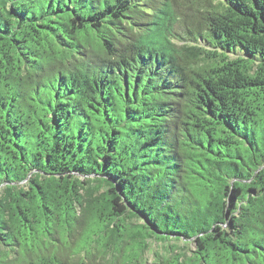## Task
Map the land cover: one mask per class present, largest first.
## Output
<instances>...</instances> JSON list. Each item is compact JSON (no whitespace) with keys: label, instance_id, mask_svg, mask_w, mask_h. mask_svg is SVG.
<instances>
[{"label":"trees","instance_id":"16d2710c","mask_svg":"<svg viewBox=\"0 0 264 264\" xmlns=\"http://www.w3.org/2000/svg\"><path fill=\"white\" fill-rule=\"evenodd\" d=\"M0 264H264V0H0Z\"/></svg>","mask_w":264,"mask_h":264},{"label":"rangeland","instance_id":"374dc122","mask_svg":"<svg viewBox=\"0 0 264 264\" xmlns=\"http://www.w3.org/2000/svg\"><path fill=\"white\" fill-rule=\"evenodd\" d=\"M65 238V237H64ZM157 246H158V248H159V244H157ZM151 261V256H148V262H150Z\"/></svg>","mask_w":264,"mask_h":264}]
</instances>
